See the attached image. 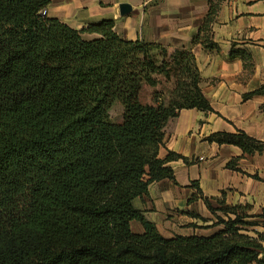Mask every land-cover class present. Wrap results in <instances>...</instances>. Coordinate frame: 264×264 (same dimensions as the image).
Wrapping results in <instances>:
<instances>
[{
	"label": "trees",
	"instance_id": "trees-1",
	"mask_svg": "<svg viewBox=\"0 0 264 264\" xmlns=\"http://www.w3.org/2000/svg\"><path fill=\"white\" fill-rule=\"evenodd\" d=\"M50 3L0 0V264H264V215L248 205L212 208L192 183L221 229L170 238L133 207L187 162L158 157L166 124L212 112L191 51L124 41L111 20L76 31L41 16ZM205 140L264 151L241 132Z\"/></svg>",
	"mask_w": 264,
	"mask_h": 264
},
{
	"label": "crops",
	"instance_id": "crops-1",
	"mask_svg": "<svg viewBox=\"0 0 264 264\" xmlns=\"http://www.w3.org/2000/svg\"><path fill=\"white\" fill-rule=\"evenodd\" d=\"M121 4L131 9L125 16L119 15ZM47 17L76 31L111 20L124 41L159 45L169 53L191 51L212 112L182 110L166 124L158 157L173 153L187 162L168 163L174 182L151 184L146 196L133 201L161 236H210L221 229L210 228L215 221L193 198L192 183L212 208L220 201L248 205L250 215H264V151L246 155L205 140L241 132L264 143V0H51ZM252 221L257 224L253 231L261 232L264 216ZM130 229L142 233L138 222Z\"/></svg>",
	"mask_w": 264,
	"mask_h": 264
},
{
	"label": "rangeland",
	"instance_id": "rangeland-1",
	"mask_svg": "<svg viewBox=\"0 0 264 264\" xmlns=\"http://www.w3.org/2000/svg\"><path fill=\"white\" fill-rule=\"evenodd\" d=\"M110 119L114 123L120 121V108L118 106H114L110 111ZM204 230L205 229H203V231Z\"/></svg>",
	"mask_w": 264,
	"mask_h": 264
},
{
	"label": "water",
	"instance_id": "water-1",
	"mask_svg": "<svg viewBox=\"0 0 264 264\" xmlns=\"http://www.w3.org/2000/svg\"><path fill=\"white\" fill-rule=\"evenodd\" d=\"M130 7H129V5H127V4H121V5H119V15L120 16H125V15H127L129 12H130Z\"/></svg>",
	"mask_w": 264,
	"mask_h": 264
},
{
	"label": "built area",
	"instance_id": "built-area-1",
	"mask_svg": "<svg viewBox=\"0 0 264 264\" xmlns=\"http://www.w3.org/2000/svg\"><path fill=\"white\" fill-rule=\"evenodd\" d=\"M46 13H47L46 11H42V12H41V16H45Z\"/></svg>",
	"mask_w": 264,
	"mask_h": 264
}]
</instances>
